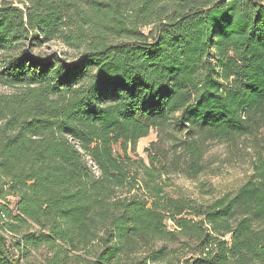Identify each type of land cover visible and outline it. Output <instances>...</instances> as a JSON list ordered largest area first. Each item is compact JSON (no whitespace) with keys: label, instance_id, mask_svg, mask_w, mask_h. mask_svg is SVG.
Masks as SVG:
<instances>
[{"label":"trees","instance_id":"trees-1","mask_svg":"<svg viewBox=\"0 0 264 264\" xmlns=\"http://www.w3.org/2000/svg\"><path fill=\"white\" fill-rule=\"evenodd\" d=\"M0 85V264H264V151L211 203L166 190L264 129V0H0Z\"/></svg>","mask_w":264,"mask_h":264},{"label":"rangeland","instance_id":"rangeland-1","mask_svg":"<svg viewBox=\"0 0 264 264\" xmlns=\"http://www.w3.org/2000/svg\"><path fill=\"white\" fill-rule=\"evenodd\" d=\"M44 49L46 50V47ZM26 50L29 51L30 49ZM49 50L51 51H47L63 54L62 57L69 62H73L77 58L76 51L70 50L61 43L51 44ZM30 51H33L32 53L36 56L40 54V51L32 50V48ZM0 93L9 94L12 93V90L0 85ZM165 140L168 141L166 138ZM153 144L164 149L171 147L168 143H161L158 132L151 130L147 138L138 142L134 153L132 152L131 155L134 159L142 160L149 165V154L153 153L155 155L157 153L156 147L152 146ZM146 150L148 151L146 152ZM204 150L202 162L205 166L203 171L205 173L195 177V179H188L183 175H178L180 173H188V171H184L190 165L184 160L181 161L179 169L172 167L168 169V174L170 175L167 180L168 187L166 190L170 196L174 198L185 197L197 200L200 203H211L215 199L236 192L250 179L257 153L264 151V129L259 133L257 140L243 137L230 143L212 141L209 142ZM163 162L162 157H159L156 162L157 171H161ZM46 257L47 251L45 249L39 252L25 253L23 264H45Z\"/></svg>","mask_w":264,"mask_h":264}]
</instances>
